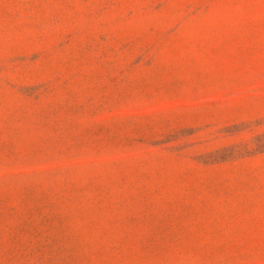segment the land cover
Returning a JSON list of instances; mask_svg holds the SVG:
<instances>
[{"label":"rangeland","instance_id":"obj_1","mask_svg":"<svg viewBox=\"0 0 264 264\" xmlns=\"http://www.w3.org/2000/svg\"><path fill=\"white\" fill-rule=\"evenodd\" d=\"M0 264H264V0H0Z\"/></svg>","mask_w":264,"mask_h":264}]
</instances>
